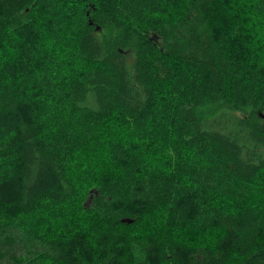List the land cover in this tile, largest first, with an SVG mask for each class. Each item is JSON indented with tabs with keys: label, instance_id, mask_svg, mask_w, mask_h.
<instances>
[{
	"label": "trees",
	"instance_id": "16d2710c",
	"mask_svg": "<svg viewBox=\"0 0 264 264\" xmlns=\"http://www.w3.org/2000/svg\"><path fill=\"white\" fill-rule=\"evenodd\" d=\"M0 264H264V0H0Z\"/></svg>",
	"mask_w": 264,
	"mask_h": 264
},
{
	"label": "water",
	"instance_id": "95a60500",
	"mask_svg": "<svg viewBox=\"0 0 264 264\" xmlns=\"http://www.w3.org/2000/svg\"><path fill=\"white\" fill-rule=\"evenodd\" d=\"M91 196H89V199L87 200V202L85 203V207H88L89 205H90V201H91ZM126 223H128V222H126ZM130 223V222H129Z\"/></svg>",
	"mask_w": 264,
	"mask_h": 264
},
{
	"label": "rangeland",
	"instance_id": "374dc122",
	"mask_svg": "<svg viewBox=\"0 0 264 264\" xmlns=\"http://www.w3.org/2000/svg\"><path fill=\"white\" fill-rule=\"evenodd\" d=\"M130 55H131V53H130ZM130 57H131V56H130ZM130 57H129V59H131Z\"/></svg>",
	"mask_w": 264,
	"mask_h": 264
}]
</instances>
